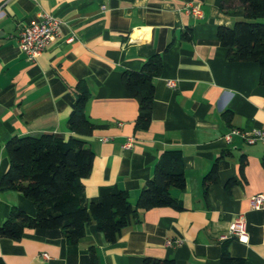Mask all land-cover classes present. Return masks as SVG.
I'll return each instance as SVG.
<instances>
[{"label": "crops", "instance_id": "crops-1", "mask_svg": "<svg viewBox=\"0 0 264 264\" xmlns=\"http://www.w3.org/2000/svg\"><path fill=\"white\" fill-rule=\"evenodd\" d=\"M220 2L0 0V182L9 168L7 141L40 134L80 137L95 153L83 180L88 199L103 185H117L134 205L164 150L182 152L186 178L184 191L172 190L182 210L144 212L116 243H107L94 223L76 244L59 230H31L19 241L0 239L5 264H90L91 247L96 264H142L146 257L220 264L224 244L244 264H264V207H250L251 197L264 194V145L223 139L231 128L264 130V85L257 63L227 59L218 27L243 20L244 10L237 5L225 12ZM196 3L202 18L184 12L185 5ZM43 13L61 25L50 46L29 61L17 36ZM187 31L189 38H182ZM154 54L162 56L163 69L153 80L151 123L136 131L138 104L122 75L138 70ZM79 83L90 92L86 113L95 128L89 136L67 128ZM129 139L131 146L124 148ZM223 152L217 180L204 193L203 178ZM13 207L35 215L34 204L21 193L0 189V225ZM238 216L248 241H220Z\"/></svg>", "mask_w": 264, "mask_h": 264}, {"label": "trees", "instance_id": "trees-1", "mask_svg": "<svg viewBox=\"0 0 264 264\" xmlns=\"http://www.w3.org/2000/svg\"><path fill=\"white\" fill-rule=\"evenodd\" d=\"M199 2L205 0H198ZM237 5L243 7L244 19L230 27L219 26L217 38L227 50L231 62L257 63L260 84L264 85V0H221L222 11ZM190 31L182 38L188 39ZM171 45H167L166 50ZM162 56L147 58L138 70L124 72L122 83L137 101L135 130H147L151 123L154 100V78L161 75ZM77 98L67 128L78 136H89L95 126L86 113L90 92L86 85L76 87ZM9 168L0 182V189L14 190L35 206L30 216L13 207L0 225V239L19 241L26 231L59 230L67 242L76 244L85 234L87 225L94 223L109 244L116 243L124 229L141 222V215L152 209L169 207L182 210L172 190L186 187L183 155L180 150H164L133 205L127 191L117 185L99 187L96 197L88 199L83 180L92 170L95 153L80 137L68 139L55 134L12 137L5 145ZM203 178L204 193L208 184L218 177V160ZM264 164V161H262ZM243 172V165L240 167ZM235 181H231L233 184ZM95 249L90 248V264H96ZM0 264H5L0 258ZM142 264H175L173 259L146 257ZM220 264H244L243 259L230 256L224 244Z\"/></svg>", "mask_w": 264, "mask_h": 264}, {"label": "built area", "instance_id": "built-area-1", "mask_svg": "<svg viewBox=\"0 0 264 264\" xmlns=\"http://www.w3.org/2000/svg\"><path fill=\"white\" fill-rule=\"evenodd\" d=\"M184 12L194 18H202L203 12L200 4H187L184 6ZM61 21L51 14L43 13L36 20L30 21L24 26L18 36L17 43L20 51L25 54L29 61L35 60L43 51H45L53 42L58 33ZM69 40H72L69 38ZM167 85L170 88L175 86L173 81H168ZM238 137L247 145L261 144L264 145V130L253 129L251 131H241L236 128H231L223 137L227 144L233 142V138ZM131 139L124 145V148L131 146ZM250 207L254 210H259L264 207V194H257L251 197ZM236 239L241 242L248 241V235L245 223L242 216H238L229 226L226 234L219 237L220 241ZM170 245H177L179 241H168ZM43 257L47 258L46 253Z\"/></svg>", "mask_w": 264, "mask_h": 264}]
</instances>
